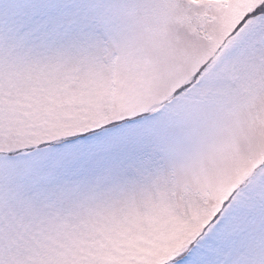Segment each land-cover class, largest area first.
<instances>
[{
  "label": "snow or ice",
  "instance_id": "1",
  "mask_svg": "<svg viewBox=\"0 0 264 264\" xmlns=\"http://www.w3.org/2000/svg\"><path fill=\"white\" fill-rule=\"evenodd\" d=\"M0 264H264V0H0Z\"/></svg>",
  "mask_w": 264,
  "mask_h": 264
}]
</instances>
